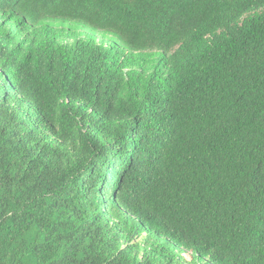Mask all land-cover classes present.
<instances>
[{"label":"trees","instance_id":"obj_1","mask_svg":"<svg viewBox=\"0 0 264 264\" xmlns=\"http://www.w3.org/2000/svg\"><path fill=\"white\" fill-rule=\"evenodd\" d=\"M0 17V264H264V0Z\"/></svg>","mask_w":264,"mask_h":264},{"label":"rangeland","instance_id":"obj_2","mask_svg":"<svg viewBox=\"0 0 264 264\" xmlns=\"http://www.w3.org/2000/svg\"><path fill=\"white\" fill-rule=\"evenodd\" d=\"M0 23H3V20L0 17ZM47 24H50L53 27H59V28H64L70 31L77 32L81 34L82 37H87V36H94L99 43H103L107 46H110L111 44H117L119 46H122L123 43L118 39L117 36L114 34L108 33V32H99V31H94L91 28L87 26H83L81 24H78L76 22H69V21H63V20H50L46 22ZM0 84H2V81L0 80ZM130 239H127L124 243H127ZM131 240L133 242L139 243L141 246L146 244V239L145 238H139V237H133L131 236ZM158 254L163 258V260H170L168 256H165L162 252L161 249H158ZM142 254H139V257H142ZM176 258L178 261H180V264H203L198 260H193L191 257L186 256L184 253L177 252L176 253ZM161 263V262H160ZM163 264V263H161Z\"/></svg>","mask_w":264,"mask_h":264}]
</instances>
